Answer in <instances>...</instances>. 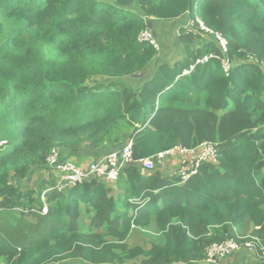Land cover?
I'll list each match as a JSON object with an SVG mask.
<instances>
[{
    "label": "trees",
    "instance_id": "1",
    "mask_svg": "<svg viewBox=\"0 0 264 264\" xmlns=\"http://www.w3.org/2000/svg\"><path fill=\"white\" fill-rule=\"evenodd\" d=\"M185 14L180 58L152 65L137 39L147 20ZM129 138L134 161L211 142L216 162L186 179L129 165L115 194L91 177L49 190L47 214L27 218L41 194L11 176L52 148L110 152ZM0 140L3 264H205L228 236L264 246V0H0ZM134 231L149 240L130 244Z\"/></svg>",
    "mask_w": 264,
    "mask_h": 264
},
{
    "label": "built area",
    "instance_id": "2",
    "mask_svg": "<svg viewBox=\"0 0 264 264\" xmlns=\"http://www.w3.org/2000/svg\"><path fill=\"white\" fill-rule=\"evenodd\" d=\"M199 22V20H197ZM202 29L208 31L201 22H199ZM218 40L219 46L222 52L226 51V41L219 34H215ZM140 43H147L155 50L159 49V43L153 32L147 28L143 29L137 37ZM209 56H213L209 54ZM205 56L202 60L206 59ZM223 67L226 71L224 62ZM6 140H0V146L6 145ZM181 150L179 147H175ZM172 148V149H175ZM172 149L166 151H160L155 155L138 160L142 169L151 171L154 170L155 165L160 164L164 158L169 155ZM192 150L195 151L194 158L190 163V166H185L184 164L177 170V174L183 179L188 178L190 175L196 173L197 168L201 162H216L217 149L214 143L203 142L196 148ZM134 161L132 158V139H128L122 148L107 152L95 160H93L86 168L79 167L75 162L67 159H63L60 155V151L57 148H52L45 158V165H47L56 174V179L52 187L43 190L41 193V201L39 206H32L28 210H23L25 213L28 211H33L35 213L47 214L48 206L45 200L44 194L51 189L57 191H63L68 187L75 186L82 183L91 177L102 179L105 182L112 183L115 182L125 165L129 162ZM17 211H21V208H16ZM244 249L247 252H255L258 249L264 250V246L260 243L259 239L255 236H244V237H232L228 236L222 241L213 242L209 244L204 250V261L205 264H217L220 260L230 256L231 254Z\"/></svg>",
    "mask_w": 264,
    "mask_h": 264
},
{
    "label": "crops",
    "instance_id": "3",
    "mask_svg": "<svg viewBox=\"0 0 264 264\" xmlns=\"http://www.w3.org/2000/svg\"><path fill=\"white\" fill-rule=\"evenodd\" d=\"M149 18L148 20H152ZM182 23L189 25L188 14L183 15L179 18ZM147 20V21H148ZM155 35V34H154ZM158 35V34H157ZM109 149H98L93 150L89 148L83 149H63L60 148V155L63 159L71 160L75 162L79 167L85 168L98 156L103 155ZM195 155V151L192 149L181 150L178 148L172 149L171 153L167 155L162 163L160 168H156L151 171L143 169L144 174H150L155 170L159 171L162 175H174L177 173V170L181 165L190 166ZM177 175V174H176ZM56 179V174L52 171L47 165H36L29 169L26 176L23 178L17 176H11L10 181L13 183L20 191L27 192L32 190L34 192V197H37L39 194L53 186ZM17 180V181H15ZM113 187V193L115 194L117 189L114 184L110 183ZM40 203L37 201L32 206H36ZM238 252L233 254L228 258H224L219 261V264H256L258 262L257 257L250 252ZM264 254V252H263ZM197 264H202L197 263Z\"/></svg>",
    "mask_w": 264,
    "mask_h": 264
},
{
    "label": "rangeland",
    "instance_id": "4",
    "mask_svg": "<svg viewBox=\"0 0 264 264\" xmlns=\"http://www.w3.org/2000/svg\"><path fill=\"white\" fill-rule=\"evenodd\" d=\"M191 25H192L191 20H189V25H186L182 23L180 19H176L173 21H165V20H159V19L153 18L152 20H148L146 22V28L155 34L157 41L159 43V49L156 50L155 56L152 61V65L154 64V62H159V61H164V60L168 61L169 63H172L180 58L182 54V43L179 41V36L182 33L181 30H183V32L191 31ZM43 49L46 52L48 59H50L51 57H56L55 54L57 53V49L52 48L48 45H45ZM222 62H224L225 67H227L226 60H222ZM98 81L99 80H96L95 78H93L88 81V84L94 85ZM160 164L155 165L154 169L160 168L159 167ZM36 206H39V204H37ZM30 212L35 213L33 211H30ZM31 213L26 214L28 219L34 218V215H32ZM15 214L18 215L21 213L15 210ZM87 219H89V216H87V214H82L81 220L83 221L81 222L80 228L83 231L88 230ZM153 237H156V236L153 235ZM148 240H149V234L146 232H142V231H134L129 238V242L132 245L142 244ZM241 251L244 253L247 252L246 250L241 249L235 253H238ZM233 254H231L230 256H232ZM131 262L132 261H128L127 263L131 264ZM3 263H4V260L0 259V264H3Z\"/></svg>",
    "mask_w": 264,
    "mask_h": 264
},
{
    "label": "water",
    "instance_id": "5",
    "mask_svg": "<svg viewBox=\"0 0 264 264\" xmlns=\"http://www.w3.org/2000/svg\"><path fill=\"white\" fill-rule=\"evenodd\" d=\"M129 165L138 166V165H140V164H139V161H132V162L127 163V164L125 165V167H126V166H129Z\"/></svg>",
    "mask_w": 264,
    "mask_h": 264
}]
</instances>
